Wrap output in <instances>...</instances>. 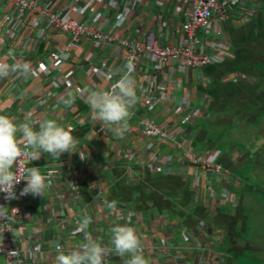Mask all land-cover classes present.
I'll return each mask as SVG.
<instances>
[{
  "label": "crops",
  "instance_id": "crops-1",
  "mask_svg": "<svg viewBox=\"0 0 264 264\" xmlns=\"http://www.w3.org/2000/svg\"><path fill=\"white\" fill-rule=\"evenodd\" d=\"M94 1L91 18L100 29L115 27L117 37L130 43L143 36L145 45L152 46L155 37L163 35L168 45L180 46L181 26L196 0H165L158 11L156 0ZM261 1H249L253 16L246 22L241 21L243 6L234 5L227 23L214 21L209 30L199 33L202 52L212 41H225L232 59L193 73L182 71L177 61L174 75L167 76L160 73L157 63L144 58L128 91L116 90L113 99L107 95L124 66L114 47H97L83 39L61 71L52 69L51 48L45 41L37 53L17 50L13 59H8L0 47V186L14 173L10 145L18 143L31 149L24 189L4 209L5 214H10L13 207L23 210V221L14 226L9 237L22 249L27 242L32 244L27 264H135V259L123 256L114 244L116 239L126 240L128 230L135 239L133 245L140 241L146 248L140 260L143 264H201L202 257L208 260L210 255L193 245L192 236L199 233L198 221L207 225L206 241L215 255L211 264L237 263L244 249L240 248L242 235L238 233L243 197L237 194L243 190V182L239 179L242 186L234 190L239 198L237 208L219 199L192 205L194 173L181 164V153L174 147L156 143L148 150L154 142L144 138L138 120L149 118L161 123L169 118V123L174 122L165 99L155 114L141 103L150 77L160 92H165L168 81L177 83V88L189 86L193 103L208 96L204 114L193 124L182 126L179 138L197 153L207 152L212 163L224 166L237 178L234 173L241 157L234 148L220 147L226 137L221 129L235 124L246 109L260 102L257 93L264 81ZM48 3L51 8H70L82 20L79 13L88 0ZM119 9L131 12L118 20L114 16ZM4 13L5 9H0V15ZM156 20L157 27L153 24ZM151 22L153 25L148 24ZM128 23L133 26L126 30ZM53 38L61 46L68 42L58 35ZM27 61L38 70L48 68L52 76L32 79L26 75L16 82L13 67ZM102 73L112 74L114 80L107 81ZM126 102L128 110L120 112L119 107ZM131 113L135 117L131 118ZM80 153L91 158L82 162ZM151 166L157 172L151 171ZM49 173L54 175L53 189L47 187ZM213 185L217 191L222 186L219 182ZM74 186L79 193L74 192ZM198 186L204 191L203 178ZM60 194H65V201H59ZM78 203L80 214L76 213ZM76 229L79 233L74 235ZM162 240H167L172 249H163ZM0 264H7L2 256Z\"/></svg>",
  "mask_w": 264,
  "mask_h": 264
},
{
  "label": "built area",
  "instance_id": "built-area-1",
  "mask_svg": "<svg viewBox=\"0 0 264 264\" xmlns=\"http://www.w3.org/2000/svg\"><path fill=\"white\" fill-rule=\"evenodd\" d=\"M41 1L43 4L47 2V5L41 4ZM48 1L52 0H0V9H5V13L0 15V47L6 51L8 59H13L17 50L24 54L37 53L41 42L45 41L49 43L48 45L51 48L49 60L52 69L56 71H61L62 67L68 63L73 49L83 39L94 42L97 47H114L119 50V61H124V66L120 68L121 77L113 82L107 95L110 99H113L116 90L124 89V91H128L127 89L131 86L132 79L138 73L141 61L144 58L157 63L160 73H167V76L174 75L173 65L177 61L182 71L193 73L206 70L220 60L232 59L228 52V43L225 41H212V44L204 48L206 49L205 52H202L203 49L198 40V35L203 30H209L214 21L219 24L227 23L232 15L230 9L234 5L243 6L244 8L241 15L242 22H246L249 17L253 16L248 6L250 0H196L181 26L182 44L180 46H170L166 43L163 35H160V38L155 37V43L150 46L145 45L143 36H140L139 40L130 43L117 37L115 27L106 31L97 27L94 23L95 20L91 18L93 11L91 5L95 2L94 0H88L87 7L79 13L81 17H84L82 20L76 18L72 9L51 8ZM164 3L165 0H156L154 4L156 10L161 9ZM175 6L174 3L172 8ZM130 12V10L120 11L119 9L114 17L121 20ZM142 20H144V17ZM148 24H152V22ZM153 24L157 27L158 21H153ZM128 25L126 30L132 29L133 25L129 23ZM55 35L67 38V44L64 46L58 45L57 42L53 41ZM0 67H2L1 64ZM12 71L13 76L16 77V82H19L18 79H22L26 75H29L32 79L52 76L48 68L38 70L29 61L26 64L21 62V66H14ZM102 75L109 82L114 80L112 74L102 73ZM233 79L237 80L238 78L235 76ZM167 83L169 84L164 89L166 93L160 92L157 89V83L150 77L141 95V103L147 107V111L151 114H155L158 107L164 104L163 102H168L170 104L168 113L174 121L169 123L167 121L169 118L161 123L149 118L138 120V129L142 132L144 138L154 142L147 149L152 150L154 144L158 143L159 145H170L180 151L181 164L185 166L186 170L193 172L195 175L192 183L195 204L207 205L208 202L219 199L224 204L237 208L239 198L234 190L241 188L242 183L240 180L234 177L230 170L224 166L212 163L207 152L197 153L190 143L187 145L186 141L179 138L182 126L193 124L196 117L202 113L204 114L210 102L209 97L204 96L193 103V92L189 86L177 88V83L172 84L170 81ZM167 91L170 92L169 98ZM178 92H181L179 97L177 96ZM164 99L165 101L161 102ZM128 108L126 102L118 110L125 112ZM130 116L131 118L135 117L132 113ZM9 150L13 156L14 173L7 182L0 186V256L6 259L7 264H27L28 253L30 254L33 248L32 244L27 242L22 249L9 237L14 232V226L23 221V210L20 207H13L10 214H5L4 209L24 189L28 176L31 149L25 145L13 143L10 145ZM85 158L91 157H86L84 153H80L79 160L83 162ZM150 168L151 171L157 172L155 166ZM202 175L204 176L201 177L204 179V191L198 186ZM47 178V187L53 189L55 185L54 175L49 173ZM217 182L222 185L218 191L215 190L213 185ZM73 190L79 193L78 187L74 186ZM58 199L59 201H65V194H60ZM79 206V203L75 205L77 214H80ZM131 218H133L132 215H129L128 219L131 220ZM152 226L156 234V227L155 225ZM197 229L199 233L192 236L193 245L196 250L206 251L207 256L210 255L209 258L207 257L208 260L202 257L201 264H211L215 255L206 241V223L199 221ZM130 232L132 233L128 230L126 240L116 239L114 244L118 246L123 256L128 259H135V264H143L140 260L144 256L146 248L140 241H138L137 246H134L135 239ZM72 233L76 235L79 230L76 229ZM161 246L163 249H172L167 240H162ZM66 253L68 256L70 255L69 251H66ZM100 264H105V261L100 262Z\"/></svg>",
  "mask_w": 264,
  "mask_h": 264
},
{
  "label": "rangeland",
  "instance_id": "rangeland-1",
  "mask_svg": "<svg viewBox=\"0 0 264 264\" xmlns=\"http://www.w3.org/2000/svg\"><path fill=\"white\" fill-rule=\"evenodd\" d=\"M261 3L264 9V0ZM257 94L260 102L246 109L235 124H226L221 129L226 137L220 147L234 148L241 157L234 174L244 187L237 192L243 197L239 209L243 219L238 233L242 235L240 248L244 249L234 264H264V81Z\"/></svg>",
  "mask_w": 264,
  "mask_h": 264
},
{
  "label": "trees",
  "instance_id": "trees-1",
  "mask_svg": "<svg viewBox=\"0 0 264 264\" xmlns=\"http://www.w3.org/2000/svg\"><path fill=\"white\" fill-rule=\"evenodd\" d=\"M191 196L193 197V200L191 201L192 205L195 203V195L194 193L191 191ZM199 222V221H198Z\"/></svg>",
  "mask_w": 264,
  "mask_h": 264
}]
</instances>
